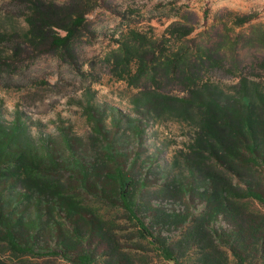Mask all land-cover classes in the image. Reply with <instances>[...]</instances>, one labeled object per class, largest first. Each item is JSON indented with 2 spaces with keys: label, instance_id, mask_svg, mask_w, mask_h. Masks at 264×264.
<instances>
[{
  "label": "rangeland",
  "instance_id": "374dc122",
  "mask_svg": "<svg viewBox=\"0 0 264 264\" xmlns=\"http://www.w3.org/2000/svg\"><path fill=\"white\" fill-rule=\"evenodd\" d=\"M74 10H88L84 26L65 48L58 47L51 37L65 33L41 26L40 19L64 17ZM33 19L38 23L35 28ZM187 48L206 54L202 74L206 82L225 88L237 82L230 67H215L217 59L210 54L229 48L237 59L227 63L249 67V77L264 83V0H0V121L9 124L21 118L33 136L50 139L64 165L59 189L79 202L78 210L92 218L88 220L99 227L103 224L115 236L117 255L125 254L134 264H174L137 237L135 223L114 203L81 196L76 189L75 177L84 176L80 166L87 182L103 185L110 198L117 189L105 178L112 166L106 158L109 143L94 134L92 112L104 118L111 138L128 131L119 146L121 161L126 159L135 176V198L146 216L153 209L159 215L186 217L194 229V220L217 212L211 225L216 233L206 232L221 235V243L246 256L245 264H264V240L256 236L258 230L264 233V203L233 197L228 211L213 186L226 178L233 180L236 189L252 185L264 194V174L242 168L237 177L189 154L194 135L189 122L169 115L155 120L147 117L145 108L136 110L132 105L133 97L143 91L186 95L185 81L171 74L167 62ZM128 118L142 135L128 126ZM64 134L70 136L74 156L63 145ZM188 225L176 226L163 217L156 228L162 237L180 241ZM221 243L215 251L208 248V241L192 248L178 245L180 264H202L193 258L203 254L216 260L226 256L224 264H241ZM211 244L215 248L212 239ZM0 255L15 264L24 261L2 244ZM31 263L71 264L59 258Z\"/></svg>",
  "mask_w": 264,
  "mask_h": 264
},
{
  "label": "trees",
  "instance_id": "16d2710c",
  "mask_svg": "<svg viewBox=\"0 0 264 264\" xmlns=\"http://www.w3.org/2000/svg\"><path fill=\"white\" fill-rule=\"evenodd\" d=\"M87 13L88 10H74L64 17L52 15L41 18V26L63 31L64 35H54L51 38L54 45L65 48L84 26ZM37 25V21L33 19L32 26L35 28ZM210 54L214 55L210 57L217 59L214 60L218 64L216 68L230 67L235 73L237 82L233 86L225 88L204 81L203 60L207 57L206 54L187 48L183 52L175 53L167 62L171 74L180 76L185 81L186 95L179 97L159 91H143L133 97L132 105L136 110L145 108L147 117H153L155 120L169 115L189 122L194 131L189 154L201 156L205 161H211L237 177H241L239 171L242 168L259 170L264 174V83L249 77L246 73L249 67L234 62L227 63L230 58L237 59L234 49L226 48L214 53L211 51ZM140 66L143 67L142 63ZM89 121L93 123L94 134L109 143L106 158L112 166L105 178L115 183L117 189L115 195L110 198L103 185L87 182L85 170L77 164L84 174L81 177L74 173L77 176L76 189L81 191V196L114 203L135 223L139 234L137 237L147 240L165 261L181 263L178 245L192 248L204 246L208 241V248L214 251L216 247L219 248V242L223 241H220L221 235L206 232L207 229H212L213 233H216L211 225L217 220V212L194 220V223H197V228L194 229L189 227L190 221L187 222L186 217L182 219L178 215L167 213L159 215L157 210L153 209L146 216L135 198L138 187L135 176L131 169L126 167V159L124 158V163L121 161L122 151L119 146L126 141L128 131L116 132L111 138V130L103 117L92 112L89 114ZM127 122L129 127L142 135L141 129L134 125L131 118H128ZM63 138L66 151L74 156L70 136L64 134ZM117 143L119 144L116 146ZM60 155L49 138L33 136L21 118L9 124L0 121V244L5 245L14 256L22 258V264H32V259L44 258H59L71 264H134L127 260L125 254H121L123 257L116 254L114 246H118V242L115 236H112L103 224L99 227L94 220H88L92 218L78 210L79 202L66 197L69 196L68 192L59 189V175L64 169ZM197 163L194 160L196 166ZM194 164L190 166L192 172L196 170ZM193 174L195 176V173ZM52 183L53 186L49 187ZM213 186H217L223 197L221 205H225L228 211L232 207L233 197L252 198L264 203V194L252 185H249L247 190H239L233 180L225 178V181L219 179ZM163 217L176 226L180 223L188 225L180 241L159 234L156 226L158 220ZM95 226H98L99 230ZM262 234L264 233L260 230L256 231V236L264 240ZM105 242L110 250L104 246ZM221 245L228 247L241 264L247 262L246 256L241 255L227 242ZM103 247L107 249L100 253L99 250ZM193 259L202 264L227 262L226 256L216 260L204 254ZM0 264L15 263L0 255Z\"/></svg>",
  "mask_w": 264,
  "mask_h": 264
}]
</instances>
